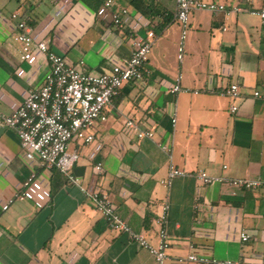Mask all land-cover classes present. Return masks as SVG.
I'll return each instance as SVG.
<instances>
[{
	"label": "crops",
	"instance_id": "1",
	"mask_svg": "<svg viewBox=\"0 0 264 264\" xmlns=\"http://www.w3.org/2000/svg\"><path fill=\"white\" fill-rule=\"evenodd\" d=\"M114 1L126 11L120 30L103 0H0V114L16 109L47 71L38 52L19 60L12 13L19 14L34 41H44L69 65L82 62L79 70L90 75L122 66L133 34L152 31L147 82H129L112 98L104 120L90 130L92 143L69 142L67 151L78 154L72 174L81 187L102 189L120 219L150 244L156 243L159 204L167 203L165 264H177L190 253L264 264V188L202 186L190 176L175 178L168 189L158 183L170 163L188 174L264 181V101L249 96L264 85L258 18L192 11L179 63L174 0ZM201 1L264 8V0ZM178 75L182 91L169 93ZM231 83L241 87L242 99L220 95ZM232 104L235 113L229 112ZM126 122L151 131L152 138L137 139ZM157 143L169 147L168 155ZM97 161L104 169L101 176L93 169ZM20 191L23 200L1 211ZM242 232L248 239L239 248ZM0 264L155 263L125 234L110 231L79 189L55 169L27 160L14 131L0 125Z\"/></svg>",
	"mask_w": 264,
	"mask_h": 264
},
{
	"label": "built area",
	"instance_id": "2",
	"mask_svg": "<svg viewBox=\"0 0 264 264\" xmlns=\"http://www.w3.org/2000/svg\"><path fill=\"white\" fill-rule=\"evenodd\" d=\"M175 11L173 20L180 27L179 44L177 47V61L182 58V41L188 26V17L192 11H207L211 14H242L247 13L259 20L264 34V8L250 10L244 5L232 3H214L201 0H174ZM103 6L111 13L112 24L119 30L123 27L122 15L125 9L114 0H103ZM10 20L15 24L14 42L20 61H28L34 52L42 55L47 63V71L41 84L27 91L25 98L16 109L8 115L0 114V125L14 131L20 149L27 160L37 161L44 169H55L69 184L76 186L81 195L89 201L94 211L105 221L107 228L115 233H122L134 242L139 248L145 250L155 264H165L168 255L169 243L165 226L167 223L168 204L160 203L158 214L154 218L157 226L156 243L150 244L139 233H134L129 226L118 216L107 194L100 188L87 190L79 185V180L72 174V169L78 161L76 151H67L70 141L88 145L95 140V135L90 130L104 120L103 112L109 107L122 87L131 83H145L150 73L147 62L154 41L152 31H146L144 36L133 34L131 51L122 66H114L108 72L98 75L82 73L79 68L83 64H67L61 55L49 50L44 41H34L30 36V28L19 19V14L14 12ZM225 31V29H222ZM264 41V37L262 38ZM179 75L176 77L169 93L182 91L179 87ZM232 101L242 99L245 94L236 83L229 84L220 92ZM250 98L264 101V85L260 90L253 89L249 92ZM236 105L229 106V112L235 113ZM174 119H171V124ZM126 126L136 131L137 139H151V131H138L134 124L126 122ZM160 151L167 154L169 147L157 143ZM224 168V167H223ZM93 169L97 176L104 172L100 162H95ZM190 176L202 186L221 184L237 187L245 191H255L264 188V181L259 179H227L210 177L203 171L188 174L174 167L171 163L167 167L166 175L159 180V185L168 189L175 178ZM31 178V177H30ZM30 178L27 180L30 181ZM24 193L19 192L1 207L5 211L13 201H21ZM248 236L239 234V248L247 241ZM177 264H242L238 261L204 259L193 254L176 259Z\"/></svg>",
	"mask_w": 264,
	"mask_h": 264
}]
</instances>
